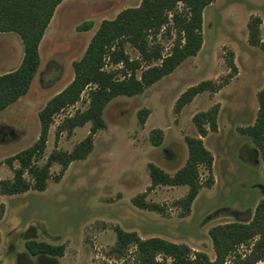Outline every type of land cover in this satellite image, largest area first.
Returning a JSON list of instances; mask_svg holds the SVG:
<instances>
[{
	"label": "rangeland",
	"instance_id": "rangeland-1",
	"mask_svg": "<svg viewBox=\"0 0 264 264\" xmlns=\"http://www.w3.org/2000/svg\"><path fill=\"white\" fill-rule=\"evenodd\" d=\"M141 0H63L39 44L41 65L31 89L19 101L0 111V180L11 179L6 160L32 145L38 137V112L73 78L72 62L79 59L99 24L119 12L140 5ZM178 3L168 13V23L149 44L161 54L170 52L179 36L172 14L185 11ZM251 17L261 20L259 37L264 41V0H215L202 12V44L173 72L146 87L143 92L113 98L103 110L105 126L93 135V147L83 160L71 162L55 180L59 164L50 167L43 191L29 190L14 195L0 194V264H124L131 263L133 247L125 254L111 251L116 241L114 226L135 232L140 238L159 237L186 244L213 260L208 230L227 223H249L256 205L264 198V163L261 151L240 129L253 124L258 102L256 94L264 87V49L248 43L247 24ZM93 26L77 30L85 21ZM129 58L140 62L139 76L147 66L159 61H141L139 52L124 44ZM23 57V45L15 33L0 32V74L16 68ZM232 62V63H231ZM235 66V69L232 68ZM122 65H108L121 78ZM210 80L218 89L196 95L177 113L175 102L188 87ZM88 89L71 107L53 117L44 153L37 165L45 163L54 150L71 151L89 133L90 122L71 133L63 130L55 141L57 126L66 115L84 110ZM217 106L216 131L202 137L213 157L210 188L202 187L192 201L189 214L175 201L185 195L187 186H155L146 200L158 204L162 213L142 210L131 199L150 186L149 163L173 174L187 159L185 136H198L193 116ZM145 110L146 113H139ZM140 115L143 124L140 123ZM163 132L159 145L150 141L153 129ZM256 157L252 158V155ZM18 167V161H12ZM27 177V175H25ZM208 173L199 168V180ZM256 239L228 253L223 264H237L253 252ZM62 244L61 256L33 255L26 242ZM53 263H52V262ZM253 264H264L255 259Z\"/></svg>",
	"mask_w": 264,
	"mask_h": 264
},
{
	"label": "trees",
	"instance_id": "trees-1",
	"mask_svg": "<svg viewBox=\"0 0 264 264\" xmlns=\"http://www.w3.org/2000/svg\"><path fill=\"white\" fill-rule=\"evenodd\" d=\"M63 0H0V32H15L23 45V57L12 71L0 75V111L25 95L40 64L39 44L53 16L56 7ZM215 0H141L140 5L119 12L113 19H104L91 37L83 55L72 62L73 78L61 91L53 95L38 112L40 130L37 139L29 147L6 160L11 167L12 178L0 180V194L14 195L29 190L43 191L50 178V167L56 163L60 171L54 177L58 180L68 165L75 160L85 159L92 151L93 135L105 126L103 110L115 97L133 96L143 92L146 87L170 74L188 57L196 55L202 44L201 23L204 8ZM185 6V11L172 14V20L179 29V36L170 52L162 55L159 47L149 44L148 37L168 23V13L178 3ZM260 18L251 17L248 24L247 41L252 46L264 49V41L259 37ZM93 22L88 20L77 26L79 31L91 29ZM130 43L140 54L141 61H159V64L147 66L139 76L136 70L140 62L129 58L124 44ZM232 63V62H231ZM121 64L123 76L116 77L114 71L107 70L108 65ZM235 69V66L232 65ZM88 89V105L72 115H66L57 126L55 141L65 130L71 133L75 128L90 122L87 136L78 142L71 151L54 149L42 165L37 160L44 153L49 126L53 117L73 106L82 92ZM210 80L202 81L188 87L175 102L177 113L196 95L205 90L216 91ZM258 108L253 124L240 129L248 135L261 151L264 163V87L257 94ZM217 106L205 112H199L192 118L198 136H185L187 159L185 164L169 174L157 165L149 163L148 174L150 186L142 193L135 195L131 202L139 209L162 213L161 207L146 200L147 193L155 186H187L185 195L175 201L182 209L180 216L189 214L192 201L202 187L210 188L213 184V157L205 147L202 137L208 131H216ZM139 113H146L141 110ZM140 123L143 117L140 115ZM150 141L159 145L163 132L153 129ZM18 161V167H12V161ZM199 168H203L208 177L204 182L199 180ZM27 175V177H25ZM116 241L111 251L122 255L133 247V259L124 264H223L228 253L236 246L256 239L251 255L237 264H253L255 259H264V198L256 205L253 219L249 223H227L212 226L208 230L215 259L211 260L206 253L195 251L186 244H177L159 237L142 239L135 232L124 231L114 226ZM63 245L46 242L28 241L26 248L31 254L61 256Z\"/></svg>",
	"mask_w": 264,
	"mask_h": 264
},
{
	"label": "crops",
	"instance_id": "crops-1",
	"mask_svg": "<svg viewBox=\"0 0 264 264\" xmlns=\"http://www.w3.org/2000/svg\"><path fill=\"white\" fill-rule=\"evenodd\" d=\"M57 8V7H56ZM56 10V9H55ZM55 12V11H54ZM53 15H54V13H53ZM52 18H53V16H52ZM51 18V19H52ZM51 21V20H50ZM49 24H50V22H49ZM49 24H48V26H49ZM48 26H47V28H48ZM47 28H46V30H47ZM46 30H45V32H46ZM45 32H44V34H45ZM10 33H15V32H10ZM15 34H17V33H15ZM18 35V34H17ZM20 38V37H19ZM21 40V39H20ZM40 55V54H39ZM22 60V59H21ZM21 62V61H20ZM20 64V63H19ZM40 65H41V57H40V64H39V66H38V69H37V71H36V73L38 72V70H39V67H40ZM18 67V66H17ZM16 67V68H17ZM15 69V68H14ZM14 69H12V70H14ZM12 70H10V71H12ZM7 72H9V71H7ZM6 73V72H5ZM36 73H35V75H36ZM3 74V73H2ZM1 75V74H0ZM35 75H34V77H33V79H32V81H31V84H30V87H29V89H28V91H27V93L29 92V90L31 89V86H32V83H33V80H34V78H35ZM26 93V94H27ZM25 94V95H26ZM25 95H23V96H25ZM23 96H21V97H23ZM20 97V98H21ZM19 98V99H20ZM19 99L16 101V102H14L13 104H15V103H17L18 101H19ZM12 105V104H11ZM11 105H9L7 108H9ZM7 108H5V109H7ZM3 111V110H2Z\"/></svg>",
	"mask_w": 264,
	"mask_h": 264
},
{
	"label": "flooded vegetation",
	"instance_id": "flooded-vegetation-1",
	"mask_svg": "<svg viewBox=\"0 0 264 264\" xmlns=\"http://www.w3.org/2000/svg\"><path fill=\"white\" fill-rule=\"evenodd\" d=\"M254 157H256V154L254 155H252V158H254ZM38 262H39V264H48V263H50V260L48 261V260H46V259H42V258H39L38 259ZM52 262V261H51ZM53 263V262H52Z\"/></svg>",
	"mask_w": 264,
	"mask_h": 264
}]
</instances>
